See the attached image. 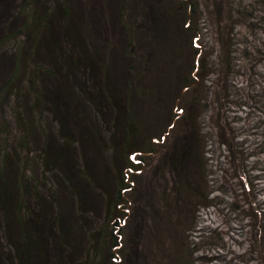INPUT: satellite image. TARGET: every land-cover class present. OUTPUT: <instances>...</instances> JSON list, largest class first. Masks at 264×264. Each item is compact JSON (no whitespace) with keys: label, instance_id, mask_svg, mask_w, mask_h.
Listing matches in <instances>:
<instances>
[{"label":"trees","instance_id":"16d2710c","mask_svg":"<svg viewBox=\"0 0 264 264\" xmlns=\"http://www.w3.org/2000/svg\"><path fill=\"white\" fill-rule=\"evenodd\" d=\"M149 1L138 0L142 17L134 23L131 21L127 23L123 17L130 12L128 7L130 9L132 1L129 4L130 0H116L118 9L115 14L110 11L113 0H102L98 3V8L105 13V17L100 26H83L82 33L88 40L85 48L82 37L77 33L78 25H75L78 24L79 17L75 11L72 12L69 4L62 7L58 5L57 11H61V16L57 13L58 16L51 18L48 16L50 8L44 5L43 0H13V3L10 0H0V70H4L0 75V104L3 101L7 103L6 98H14V103H11L12 118L15 127L21 131L15 142L6 135L0 144V264H48V258L54 255L55 249L63 244L73 246L69 240L71 228L69 229L67 220H63L56 213L65 212L69 206L63 202V198L53 196V200H50L52 191L50 193L37 190L25 180L28 177L26 157L29 155L28 151L33 150L28 148L24 153L21 151L24 148H16L27 146L26 118L32 120L28 111L33 110L38 102L50 106L43 109L42 113L49 111L48 121L58 129L55 141L48 137L44 138V146L40 147L43 150L42 162L47 168H50L48 167L50 164L51 170L59 171L58 176L71 184L94 183V173L89 172L81 164L72 167L67 164L69 155L73 153L69 145V118L84 116L83 112H74L70 116L69 100L76 96L75 93L79 94L80 98L87 93L88 97H93L90 93L94 89L98 95L97 98H93L95 101L102 100L104 105L103 112L106 118L101 133L104 146L101 144V148L106 150L108 160L114 164L115 186L110 196L102 195L105 207L103 221L106 226L101 225L95 229L92 236L104 239L108 249L95 258L94 247L92 243L88 244L92 254L86 260V264H96L99 259L102 260V264H149L141 246L146 236L144 229L147 219H142V222L134 221L133 216L141 214L142 207L139 211L132 209L129 212L127 203L130 201L129 194L141 188L140 177L151 165L159 146L167 147L165 155L169 158L171 166L176 168L175 181H178L177 184L181 188L184 184L187 195H191L195 202L200 203L199 205L211 204L216 200L217 196L209 197L210 190L204 174L205 133L203 134L198 126L195 127L191 113L197 101L207 102L208 91L209 95H215L213 102L216 101V91L221 93L226 90L227 77L234 67L232 65L234 63H231L227 56L232 50L230 49L232 43L228 42L227 37L232 34V28H226V21L216 19L217 37H214V40L216 48L219 49L216 50L217 58L214 63L205 60L204 53L199 49L202 44L193 48L192 54H197V65L193 73V64L184 74L180 72L182 74L180 88L185 89L186 99L184 103L179 104L180 111L174 112L177 116V125L172 129L175 134L167 146L164 145V141L160 143L157 140L164 131L161 123L166 115V101L160 105L159 88L156 92H151L146 87L150 88L152 66L159 62L163 63V49L157 44L166 35V25H172L168 23L171 17L180 23L182 35L189 36L190 46L192 37H196L195 40L199 39L202 27H199L197 19L201 12V2ZM161 2H165L164 5ZM90 3L91 0H85L86 6ZM142 5H145L144 10ZM175 7L181 10L179 14L173 12ZM85 16L87 15L84 14ZM133 18L137 19L139 16L133 13ZM118 19H121V22H118ZM107 20L112 22L108 24ZM222 39H226L224 43ZM199 42L201 43V39ZM173 44L172 40L171 46ZM164 63L170 68L174 67V70L166 75L171 77V80L162 84L164 92L168 90L169 93L175 87L173 76L177 64L175 61L168 64L167 60H164ZM183 68L185 69V65ZM144 72L146 75L150 74L148 83L144 79ZM212 73L214 77L210 79ZM47 86L49 92H46ZM197 86H200L201 93H204L198 100ZM42 87L44 92L41 90ZM177 104H174L175 110L178 109ZM84 111L87 112V109ZM150 114L152 118L147 129L149 133H146L143 131L142 123ZM86 117L88 133L97 129L101 131V127L91 115ZM22 120L23 122H20ZM171 121L170 116L168 123ZM141 133L144 134V138L137 140ZM179 137L182 140L178 146ZM224 145L229 149V144ZM130 155L136 156L137 161L133 162ZM196 159L197 178L200 177V181L195 180L191 183L190 176H195L193 172L190 174L191 165ZM74 168L81 171L80 175L71 176ZM128 170L130 181L127 183L124 174ZM123 191L126 192V196ZM245 193L246 197L251 193L254 195L249 191ZM254 198L257 197H247L250 203L247 214L250 218L256 216L254 210L257 208L252 206ZM231 204L235 206L233 202ZM121 220L124 223L121 224ZM253 229L251 239L258 246L261 229L259 231L256 227ZM114 230L118 232H113ZM184 245L185 252L188 253L190 245L186 242ZM112 247L115 248L112 250ZM259 252L263 256L264 247ZM116 257L122 261L117 262ZM183 258L180 264H189V257L184 254Z\"/></svg>","mask_w":264,"mask_h":264},{"label":"rangeland","instance_id":"374dc122","mask_svg":"<svg viewBox=\"0 0 264 264\" xmlns=\"http://www.w3.org/2000/svg\"><path fill=\"white\" fill-rule=\"evenodd\" d=\"M101 1L91 0L87 6L85 0H43V3L50 8L48 16L51 18L61 16V11H57L58 5L62 7L69 4L72 12L75 11L79 17V22L75 25H78L77 33L82 37V44L86 48L88 40L83 35L82 29L83 26H100L105 17V13L98 8V3ZM131 1L130 9L128 7L130 12L123 17L127 23L129 21L134 23L142 17L138 0H130L129 4ZM152 1L156 3V0L149 2L152 3ZM199 1L201 12L197 23L199 27H202L199 39L195 40L196 37H192L190 46L189 36L182 35L180 23L175 22L174 17H171L168 23L172 25H166V35L157 44L163 49V59L167 60L168 64L171 61L177 64L173 76L175 87L169 93L167 90L168 94L162 88L164 81L171 80V77H166V75L168 76L174 70V67L170 68L163 60V63L159 62L152 66L153 82L151 81L150 88L147 86L146 89L156 92L159 88L161 97L158 102L162 105L166 101V115L161 123L164 131L157 140L160 143L164 141V145L168 146L175 134L172 129L177 125V116L174 112L180 111L179 104L184 103L186 99L185 89L180 88L182 74L189 69L191 64H193V73L197 65V54H192L193 48L202 44L199 49L204 53L205 60L214 63L217 58L216 50L219 49L216 48V40H214V37H217L216 19L220 18L221 22L226 21V28H232V34L227 36L228 42L232 43L230 46L232 50L227 56L231 63H234L232 64L234 67L227 77L226 90L221 93L216 91V101L213 102L215 95H209L208 91L207 102L197 101L191 113L195 127L198 126L203 134L205 133L203 146L205 180L210 190L209 197L217 196V198L211 204L199 205L200 203L195 202L196 200L191 195H187V191H184V184L181 188L177 184L178 181H175L176 168L171 166L169 158L165 155L167 147L159 146V151L154 153L151 165L140 177L141 188L129 194L128 211L132 209L139 211L142 207V213L134 215L133 219L141 222L142 219H147L144 229L146 236L141 246L144 248L149 264H180L184 259V254L189 257V264H264V255L261 256L259 252L264 247V0ZM10 2L13 3V0ZM117 2L113 0L112 10H110L115 14L118 9ZM106 8L107 6L104 7ZM144 8L145 5H142L143 10ZM180 11L178 7H175L173 12L179 14ZM133 13L139 18L134 19ZM84 14L87 16L84 17ZM119 21L121 22V19H118ZM111 22L107 20L108 24ZM172 40L174 44L171 46ZM225 40L221 41L224 43ZM219 45H221L220 42ZM2 71L4 70H0V75ZM144 73V79L148 83L150 74ZM213 77V73L210 74L209 78ZM44 87L41 89L43 92ZM46 92H49V86L46 87ZM87 94L80 98L79 94L75 93L76 96L69 100L70 116L74 112H83L84 116L76 119L69 118V145L73 153L69 155L67 164L70 167L81 164L89 172L94 173V183L65 182L58 176L59 171L51 170L50 164L48 166L50 168L43 164V150L40 147L44 146V138L48 137L51 141H55L57 139L55 136H58V129L48 121L49 111L42 113L43 109L50 108V106H44L43 102H38L33 110L28 111L32 120L26 118L27 146L16 147L17 149L24 148L21 150L24 153L28 148L33 150H29V155L26 157L28 177L25 180L37 190L50 191V193L52 191L51 197L47 195L50 200L53 196L58 199L63 198V202L69 206L65 212L56 211V213L63 220H67L69 229L71 228L69 240L73 246L63 244L55 249L54 255L48 258V264H86V260L92 254L88 248V244L91 243L95 250V258L108 249L104 239L92 235H94L93 231L101 225L106 226L103 221L105 207H103L102 195L112 194L115 186L113 180L115 168H113L114 164L108 160L106 150L101 148V144L103 145L101 133L106 118L103 112L104 105L102 100L95 101L94 98H97L98 93L94 89L90 93L94 98L88 97ZM26 96L31 101L27 94ZM196 96L197 100L204 96L200 86H197ZM6 100H8L7 103L3 101L0 104V144L6 135H9L11 141L15 142L21 134L12 118L11 103H14V98L10 97ZM176 103H178L177 110L174 106ZM85 108L87 112L84 111ZM90 115L101 127V131L97 129L94 132H87L89 126H87L86 116ZM170 116L172 121L168 123ZM151 118L150 114L148 119H143L142 127L146 133H149L147 129ZM4 127L6 134L3 132ZM38 129H40L39 132H37ZM178 133L179 131L176 132L177 135ZM143 138L144 134L141 133L137 140ZM181 140L182 138L179 137L178 146ZM222 141L229 144V149ZM148 156L151 160L150 155ZM136 158L130 155L133 162L137 161ZM197 162V159L193 162L194 165L191 162L190 174L192 175V172L195 174V176H190L191 183L195 180L200 181V177L197 178ZM129 171L124 174L127 183L130 181ZM80 172L74 168L71 176L80 175ZM17 173H19L18 170ZM245 190L254 193V195L248 193V198L257 197L253 199L255 202H252V206L257 208L254 210L256 211L255 217L250 218L247 214V207L250 203L247 201ZM120 223H124L123 220ZM254 227L258 231L261 229L258 246L251 239ZM116 230L113 232H118ZM185 242L190 245L188 253L185 252ZM114 248L112 247V250ZM116 261L121 262L122 260L116 257ZM96 264H102V260L99 259Z\"/></svg>","mask_w":264,"mask_h":264}]
</instances>
